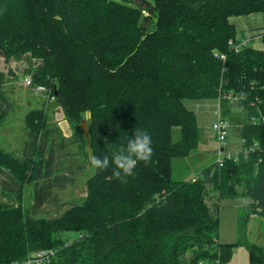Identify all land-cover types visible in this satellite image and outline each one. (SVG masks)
<instances>
[{"label": "trees", "instance_id": "1", "mask_svg": "<svg viewBox=\"0 0 264 264\" xmlns=\"http://www.w3.org/2000/svg\"><path fill=\"white\" fill-rule=\"evenodd\" d=\"M253 14L263 22L250 39L262 34L264 44V0H0V54L29 60L33 84L63 110L83 159L69 175L55 160L53 140L48 148L54 131L47 110L26 115L23 156L0 154L8 199L0 201V264L38 250H55L52 264H225L238 245L249 248L250 264H264L263 248L219 241L220 218L207 202L209 184L221 200L248 199L240 236L252 216L264 218V48L229 45L245 40L230 19ZM2 80L0 126L8 103ZM228 94L239 100L231 104ZM186 100H217L227 119L237 103L247 113L240 159L221 170L212 165L196 181L173 178V162L188 158L201 139ZM136 127L152 135L148 163L121 178L111 167L94 168L87 197L57 218L35 215L52 190L75 183L92 156L114 155ZM29 186L34 203L26 207Z\"/></svg>", "mask_w": 264, "mask_h": 264}, {"label": "rangeland", "instance_id": "2", "mask_svg": "<svg viewBox=\"0 0 264 264\" xmlns=\"http://www.w3.org/2000/svg\"><path fill=\"white\" fill-rule=\"evenodd\" d=\"M136 4L137 2H135ZM145 14L148 15L147 12ZM230 20L239 31V36H244L248 41V47L258 50L264 48L262 41H252L250 39L257 32V29L262 26V14L232 17ZM32 68L28 59L17 62L13 59L7 60L0 54V77L3 78L2 91L8 99L5 107L6 119L0 126V149L22 157L28 141L25 117L31 110L44 108L48 112L50 128L54 131V135L48 141V148L51 140H53L52 147L56 162L61 160L62 163H65L63 168L67 170L66 172L69 175H72L71 171L83 165L79 147L72 142L74 130L66 119L63 110L55 104L53 99H50L48 93H37L34 84L30 88L25 86V78L32 77L33 80L34 70ZM185 104L188 109L196 113L201 139L198 148L188 158L178 159L173 162V178L176 181L198 177L204 169L216 165L219 148L213 131V124L218 120L217 100H186ZM228 118L231 122V127L228 130L224 148L228 153L234 155L242 153L244 149L243 141L239 135V128L247 122V113L237 103L231 107V113L228 114ZM179 136L180 131L176 129L174 131V140L176 141ZM61 139H64L66 147H62ZM67 156L69 158L65 159ZM215 172L216 168L212 170L211 176ZM93 174L94 167L90 164L86 165L84 169L75 174V183L64 188L52 190L49 202L36 210L35 215L47 219L61 216L70 207L69 203L87 197V180ZM197 177L194 179H197ZM5 179V176L0 174V184L6 183ZM207 191H209L208 205L214 215L218 214L220 218L219 241L231 244L236 232V222L246 212L243 208L239 209V206L248 204L249 201L243 198L221 200L219 198V190L213 184L207 186ZM7 200V198L3 197L0 187V201L5 202ZM33 203V188L29 186L25 191L24 205L30 207ZM71 237L76 238V235H71ZM238 240L264 249V218L252 216L246 225L244 234L240 236L238 231L236 242ZM225 264H250L249 248L245 245L236 246L232 251L231 259Z\"/></svg>", "mask_w": 264, "mask_h": 264}, {"label": "clouds", "instance_id": "3", "mask_svg": "<svg viewBox=\"0 0 264 264\" xmlns=\"http://www.w3.org/2000/svg\"><path fill=\"white\" fill-rule=\"evenodd\" d=\"M154 153L153 139L150 132L136 127L128 136L124 145H119L114 155L92 156L91 165L97 170H106L111 167L112 174L117 177L134 175L138 163H148Z\"/></svg>", "mask_w": 264, "mask_h": 264}, {"label": "built area", "instance_id": "4", "mask_svg": "<svg viewBox=\"0 0 264 264\" xmlns=\"http://www.w3.org/2000/svg\"><path fill=\"white\" fill-rule=\"evenodd\" d=\"M262 34L257 35L256 37L252 38L254 40H261ZM229 45H231L236 52H239L244 47L248 45V41L245 39H241L240 43H235L234 41H230ZM222 59H225V56H221ZM24 84L27 87L33 86V80L32 77H27L24 80ZM35 91L37 93H48L47 88L43 86H36ZM49 94V93H48ZM223 98L230 101L231 104L236 103L239 99L234 96L233 94L224 95ZM218 120L213 124V131L215 133V139L219 145L218 151H217V161H216V167L218 170H221L225 167L226 163L228 161L233 160L234 162L238 161L240 159V153L239 154H231L228 153L224 146L226 145L227 137H228V130L231 127V122L229 119L223 116L220 105L217 112ZM254 123H257L258 120L254 119ZM249 152L246 150V153ZM193 181H196V179H193ZM70 243L68 242L66 245L68 246ZM57 252L55 250H38L35 252L30 253L27 258L23 261H15L12 264H52L54 259L56 258ZM215 264H223L220 259H217Z\"/></svg>", "mask_w": 264, "mask_h": 264}, {"label": "water", "instance_id": "5", "mask_svg": "<svg viewBox=\"0 0 264 264\" xmlns=\"http://www.w3.org/2000/svg\"><path fill=\"white\" fill-rule=\"evenodd\" d=\"M91 116H92L91 112H87L86 113V120L82 123V129H83V131L87 137H89V128H88L87 121L91 119ZM2 153H3V151L0 149V154H2Z\"/></svg>", "mask_w": 264, "mask_h": 264}, {"label": "crops", "instance_id": "6", "mask_svg": "<svg viewBox=\"0 0 264 264\" xmlns=\"http://www.w3.org/2000/svg\"><path fill=\"white\" fill-rule=\"evenodd\" d=\"M197 176H195L194 178H196ZM194 178H192V179H194ZM192 179H190V180H192ZM247 204H241L239 207V209H241V208H243L244 209V207L246 206ZM239 219V218H238ZM237 219V220H238ZM237 225H238V221L236 222V232H235V236H234V240H233V242L232 243H236V241H237V238H238V231H237ZM222 243V242H221Z\"/></svg>", "mask_w": 264, "mask_h": 264}]
</instances>
